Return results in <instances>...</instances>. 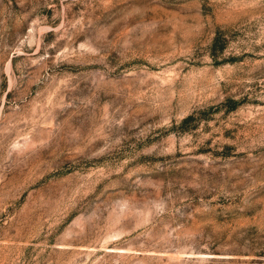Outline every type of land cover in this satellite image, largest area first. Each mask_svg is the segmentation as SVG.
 <instances>
[{"label": "rangeland", "instance_id": "obj_1", "mask_svg": "<svg viewBox=\"0 0 264 264\" xmlns=\"http://www.w3.org/2000/svg\"><path fill=\"white\" fill-rule=\"evenodd\" d=\"M0 264H264V0H0Z\"/></svg>", "mask_w": 264, "mask_h": 264}]
</instances>
